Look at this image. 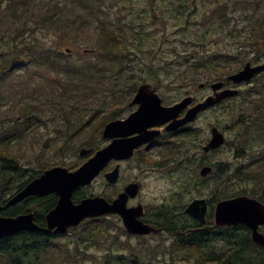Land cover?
Wrapping results in <instances>:
<instances>
[{
  "label": "rangeland",
  "instance_id": "rangeland-1",
  "mask_svg": "<svg viewBox=\"0 0 264 264\" xmlns=\"http://www.w3.org/2000/svg\"><path fill=\"white\" fill-rule=\"evenodd\" d=\"M28 1L30 10L39 13L44 11L42 6L45 7L49 0ZM9 2L2 0L0 7V64L9 46L15 43L16 28L22 25L7 13H2L5 12L3 7L5 8ZM70 2L65 0L63 6L65 8L71 6ZM92 2L98 6L99 14L105 13L110 22L115 26L118 22V26L126 31L123 42L128 56L123 64L99 59L97 31L94 27L84 26L80 31L82 35L78 37L74 35V31L65 32L64 29L68 31L65 25L59 29L41 26L34 34H30L34 38L36 48H46L57 53L59 51L61 59L58 65L64 67L63 69L77 67L90 61L96 65L91 70L94 76L74 82L64 71H53L46 65L22 64L15 66L6 80L0 84V159L9 160V154H14L13 161L20 168L19 174L22 171L23 177L42 172L52 166L77 168L87 159L79 155V150L87 149L89 145H96L98 148L107 144L109 139L101 137L104 124L111 119L125 117L132 111L133 106L129 103L136 87L143 82L154 86L166 103L178 100L186 91L193 93L196 98H203L211 93L209 83L236 72L248 61L251 64L264 61L262 45L249 46L243 44L241 40L242 35L249 33L254 26L252 14L257 17L264 11V0H92ZM74 11L96 25L95 19L85 14V9L75 4ZM244 15L251 18L245 20ZM36 17L38 19V16ZM224 20H227L228 24ZM21 21H24L25 26H33L35 20L24 18ZM66 48H69V51H66ZM243 50L250 51L244 57V62H235L236 59L229 57L237 56L238 52ZM252 50L260 57L253 55ZM208 56L212 57L213 66L206 72L198 73L196 77L192 76L191 70L185 72L181 66L185 65L186 60L192 62L194 58L203 60ZM252 58H256L255 61ZM216 66L219 68H214ZM97 69L99 72H96ZM262 79L264 72L250 82L236 87L241 91L247 90ZM201 83L205 85L200 87ZM48 98H53L54 102L48 101ZM239 99L238 97L237 100L224 101L200 115L191 124L193 135L190 137L187 136L188 131L185 133V143L173 157H166L164 146H155L139 152L129 164H121L122 175L126 180L138 179L142 183L139 201L146 204L150 210L156 206L174 208L176 214L180 216V221L184 222L182 212L188 201L192 197H210L211 188L213 192L215 191V199L223 198L226 192L245 189V193L248 194L256 190L252 181H243L244 179L241 181L236 179L235 184L228 187L220 182L232 168L264 154L262 130L260 136L253 139L255 141H250L251 149L243 155L240 153L235 155L232 142L240 127L228 126L239 114L235 106L231 108ZM30 103H33L30 108L33 112L30 127L24 131L22 139L12 140L8 152L4 153L1 145L5 141L1 138L3 120L6 117L16 119L21 114L23 105ZM242 106L244 109L246 103ZM211 126H217L224 131L227 142L217 151L207 154L202 151V145L210 135ZM177 155L178 160L185 157V161L175 168L171 162ZM210 163L219 167L221 173L216 172L201 178L198 174L201 166ZM19 174L15 170V182L22 179ZM1 177L0 174V182ZM261 187H264V184ZM84 188L87 194L113 195V188L106 185L102 175ZM108 219L111 220V225L108 232L97 240L99 243L86 246L87 241L83 240L77 253L74 246L79 231H68L60 240L67 242L71 255L51 252L50 264H104L112 255H128L131 248L133 251L136 248L151 250L155 252V257L161 259L168 256L166 248L173 242L171 234L162 232L137 238L126 234L120 221ZM214 247L222 253L228 246L219 243ZM165 249L163 253L160 251ZM197 253L193 250L174 249L171 254L174 264H214L197 260L199 257ZM112 262L115 263L114 258Z\"/></svg>",
  "mask_w": 264,
  "mask_h": 264
},
{
  "label": "trees",
  "instance_id": "trees-1",
  "mask_svg": "<svg viewBox=\"0 0 264 264\" xmlns=\"http://www.w3.org/2000/svg\"><path fill=\"white\" fill-rule=\"evenodd\" d=\"M1 1L2 0H0V7ZM9 1L6 7L7 12L2 13H7V15H10L16 21H20L22 25L16 28V33H14L15 43L9 46L8 52L3 62L0 64V84L3 80H6L10 72V64L14 62L15 66L22 63L46 65V67L51 68L53 71H64L66 76L74 82H80L82 78L86 79L94 76L91 70H93L96 65L90 61L84 62L77 67L70 66L67 67V69H63L64 67L58 65L61 59L59 51L57 53L46 48H36V43L33 40L34 38L30 34H34L36 29L41 26H51L53 29H59L61 26L65 25L68 30L66 31L64 29L65 32L74 31V35L78 37L84 26H89L90 28L94 27L97 31L96 44L98 47V55H100L99 59H107L111 62L117 61L123 64L122 62L125 61V58L128 56V53L124 50L125 44L123 42L126 31L118 26V22L116 24L117 26L110 22V20L106 18L105 13L99 14L98 6L95 5L92 0H69L71 1V6L66 8L63 6L65 4L64 0H49L45 7L42 6L44 11L39 13L30 10L31 8L29 7L28 0ZM75 4L81 9H85V14L92 16L96 21V25L89 19L87 20L84 18L82 14H76L74 11ZM252 15L254 26L249 33L242 35V43L248 44L249 46L255 44L257 45L256 47L260 45L264 47V11L260 16L256 17L255 14ZM36 16H38V19ZM24 18L35 20L33 26H25L24 21H21ZM249 18H251V16H243L245 20ZM94 19L92 20L94 21ZM224 21L228 24L227 20ZM26 33L29 34L26 35ZM238 37H240L239 34ZM252 51L253 55L260 57L257 52L254 50ZM249 52V50H243L242 52H238L237 56L229 57L236 59L235 62H242ZM255 59L256 58H252L254 61ZM227 60H229V58ZM181 66L185 72L191 70V72H193L192 76L196 77L198 73L206 72L210 66H213L212 57L208 56V58L206 57L203 60L194 58L192 62L186 60L185 65ZM214 68L218 69L219 67L216 66ZM96 72H99V70L97 69ZM239 98L238 102H234V105L231 106V108L235 106L239 114H237L234 122L229 125V127H234L236 125L240 127L234 137L235 140L232 142L236 156L239 153L243 155L242 149H245V151L251 149L250 141L260 136L262 130H264V79L256 81L250 88L241 91ZM237 99L238 97H234L232 100ZM49 100L50 102H54L53 98H48V101ZM245 103L246 106L243 109L242 105ZM32 106L33 103L24 104L21 114L17 116L16 119L15 117H6V119L3 120L2 123L4 127L1 138L5 141L1 145L4 153L8 152L10 142L12 140L22 139V134L30 127L31 116L33 117V112H31L30 109ZM20 117H24V119L21 120ZM88 148L94 151L97 146L89 145ZM9 158V160L6 159L5 161L0 159L2 162L0 163V174L2 176L0 182V204L3 205V209L0 213L5 216H14L15 214L34 210V221L40 226H45V213L54 207L57 201V196L55 194H49L44 198L28 197L17 204L5 205L7 200L16 191L20 190L28 181L41 173L36 172L23 177L22 171L19 174L20 168H18L15 161H13L14 154H9ZM219 169L220 168L217 167L216 171L213 172H219ZM15 170L18 172L19 176L22 177L20 181H14ZM263 178L264 154L258 155L254 159L238 167L232 168L225 174V177L221 179L220 182L225 183L226 187H228L235 184L234 181H236V179L240 181L243 179V181H252L256 190L250 194L264 201V187H261V185L264 184ZM215 179H217V177ZM215 187L217 188L218 186ZM243 193H245V189H240L236 192H226L222 197H231ZM211 194L215 197V191L213 192L212 188ZM87 195L90 194L86 193V189L80 188L74 194V199L79 200ZM161 213L164 215L165 219L168 220H164V223L172 228L176 227V225H182V221L179 222V220L176 221L172 219V210H168L164 207ZM110 225L111 223L108 219L100 217L87 219L76 228H73V231H79L75 239V253L80 250L79 245L83 240L87 241L86 246L99 243L97 240L108 232ZM173 234L178 239L177 247L173 248V250H168V256L162 259L155 257V252L151 250L136 248V250L133 251L131 248L128 255H112V258L115 259V263L112 262V258H109L104 264H174L171 254L174 252V249L175 251L183 249L193 250L198 252L197 255L199 257H204H198L197 260L212 262L214 264H264V252L251 241L249 233L244 227H225V230L223 228H218L208 234L200 232L194 236L195 243L187 239L192 236L191 234L187 235L186 238H182L179 233L173 232ZM220 235L226 237L227 241L228 254L225 258H222L219 253L216 254L213 251L215 249L214 246L220 243ZM62 237V235L53 232L44 234L41 232L28 231L2 237L0 238V264H50L49 254L51 252H56L58 255H62L63 253L71 255L69 254L67 242H62V240H60ZM183 240L186 241V243H184ZM166 249L160 251L163 253ZM75 253L72 254V256H74Z\"/></svg>",
  "mask_w": 264,
  "mask_h": 264
},
{
  "label": "water",
  "instance_id": "water-1",
  "mask_svg": "<svg viewBox=\"0 0 264 264\" xmlns=\"http://www.w3.org/2000/svg\"><path fill=\"white\" fill-rule=\"evenodd\" d=\"M262 69H264V62L257 65L246 62L242 69L229 74L226 79L234 83L247 82ZM222 85L223 82L221 81L211 83L210 87L213 94L203 102L189 108L181 119L175 120L188 99L185 98L171 106H163L159 95L148 83L140 84L132 100V103L138 104L137 109L126 119L109 121L103 128V138L117 136L118 139L94 152L76 170L70 171L60 166L44 170L38 177L15 193L6 203V205H11L28 196L55 193L58 200L56 205L46 214V227H40L34 222L32 212L16 216L0 215V238L20 231L49 233L53 230L64 233L68 227L79 224L85 218L107 213H117L122 218L123 225L129 233L146 234L151 231L156 232L157 230L138 219L142 214L138 207H126V192L133 195L131 191L134 185L127 186L124 192L110 202L104 197L96 195L85 197L75 203L72 200V194L79 186L89 184L111 158L129 157L135 147L147 141L149 139L148 134H150L146 130L148 126L173 119L166 129H175L179 125L192 121L199 110L238 93V89H221ZM133 132H139L136 138H125ZM223 142V133L213 126L211 128V138L203 149L204 151L214 149ZM88 152L89 150L81 149L79 154L85 155ZM210 171V166H203L200 169V174L205 175ZM117 173L118 169L116 167L113 171L105 173V179L112 183L116 180ZM1 209L2 206L0 205V211ZM205 209L204 199H194L186 207V212L203 222ZM214 220L216 225L238 223L246 225L251 229L252 240L264 249V234L258 231L259 225L264 224V204L258 199L237 196L220 200L215 205Z\"/></svg>",
  "mask_w": 264,
  "mask_h": 264
},
{
  "label": "flooded vegetation",
  "instance_id": "flooded-vegetation-1",
  "mask_svg": "<svg viewBox=\"0 0 264 264\" xmlns=\"http://www.w3.org/2000/svg\"><path fill=\"white\" fill-rule=\"evenodd\" d=\"M234 86L235 85L231 84L230 82H227L224 84V87H234ZM210 94H208V95H210ZM208 95H206L203 98H196L193 93L186 91L185 95H183L178 100H176L172 103H166V102H163V100H162V104L163 105H172L174 103L181 101L184 98H187L188 100H187L186 105L179 111L178 115L175 117V120H178V119H181L185 115L186 111L189 108L193 107L194 105H196L199 102H202ZM129 105L133 106L132 111H130L125 117H122L119 119H125L130 113H132L137 108L136 104L130 103ZM210 108H211V106L199 110L196 117L193 119L192 122H187L184 125H179L175 129H166L168 124L173 119L148 126L146 128V130L150 133V134H148L149 139L143 143H140V145H138V147H136L132 151V154L129 157L110 159L108 164H107L108 169H106V170L104 169V171H103V174H104L105 172L113 171L116 167L118 169L116 180L108 185L110 188L111 187L113 188V195L111 194L112 196H110V201L116 199L120 193L124 192V190L127 186L134 185V188L131 191L133 195L126 192V194H127L126 206L127 207H134V208L138 207L142 212V214L138 217V219L141 220L142 222L146 223L147 225L152 226L156 230H159L158 231L159 234L162 232H166V233L171 234V237H172L173 242L175 244L178 243V239L174 236L173 232L180 233L182 238H186L187 235L191 234L192 236L188 237L187 239H189L190 241L195 243L194 242L195 241V239H194L195 234L200 233V232H205L206 234H208V233H212V231L219 228L218 227L219 225H216V226L214 225V207H215L218 199H215L216 197H213V196H210L208 198H202L205 200L206 209H205V213H204V221L199 222L197 220V218H195L193 215L186 212L187 205L191 201L196 199L195 197H192L191 200L188 201V203L183 208L182 214L185 217L184 222H182V225H180V226L176 225V227L172 228L171 226L164 223V220L168 221L167 219H165L164 215L161 213V211L164 209V206H156L153 210H150L146 204H144L138 200V197H139L141 190H142V183L138 179L126 180V177L125 176L123 177V175H122L121 164H129L134 159V157H136L137 154H139V152H141L142 150H149L155 146H164L166 157H173L174 154H178L179 150L181 149L180 147H182V145L185 143L184 142L186 140L185 133H187V131H188L187 136L191 137L193 135L191 132V130L193 129V126H191V124L200 115L205 113ZM138 134H139V132H133V133L127 135L125 138H136L138 136ZM210 137H211V134L209 135V137L207 139H205V142L202 145V149L205 146V144L208 143ZM116 139H118L117 136H112L109 138L108 143H112ZM177 151H178V153H177ZM213 151H215V150H213ZM213 151H209V152H213ZM209 152H207V154ZM244 152H245V149H242V153H244ZM177 158L179 159L178 155L176 156V159L171 162V165H173V167L175 165V168L178 167L179 165H181V163L185 161V157L181 158L180 160H178ZM127 179H131V178H127ZM32 197L44 198L46 196H32ZM177 202H178V200H177ZM166 209L172 210V219H174L176 221L179 220V222H180V220H181L180 216H179V214H176V211L174 208L170 209V208L166 207ZM149 211H150V214H149ZM112 216L114 219L121 222V219L119 218L118 215H112ZM121 224H122V222H121ZM225 227L226 226H223L222 228L225 230ZM235 227H238V225H236ZM240 227H243V226L241 225ZM244 228H246V227H244ZM248 230L251 233V230L249 228H248ZM259 231L264 233V225L259 226ZM158 233H155V234L150 233V234L144 235V236H153V235H157ZM220 236H221L220 237V243H222L223 246H225V245L227 246L226 237H222V235H220ZM183 242L186 243V241H184V240H183ZM213 251L216 254L219 253L222 257L225 258L228 254V247H226L224 252H222V253H220L216 249H214Z\"/></svg>",
  "mask_w": 264,
  "mask_h": 264
}]
</instances>
